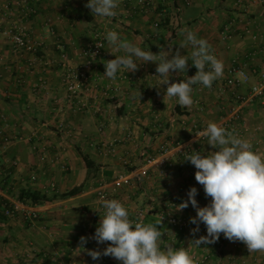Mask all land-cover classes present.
Returning a JSON list of instances; mask_svg holds the SVG:
<instances>
[{"label":"crops","instance_id":"1","mask_svg":"<svg viewBox=\"0 0 264 264\" xmlns=\"http://www.w3.org/2000/svg\"><path fill=\"white\" fill-rule=\"evenodd\" d=\"M241 1L135 0L120 5L114 17H100L85 6L88 0H35L27 6L21 0H0V193L12 205L21 203L22 191L48 199L25 203L38 211L36 224L25 221L20 211L13 217L0 215L2 231L13 232L19 241L9 244L4 258L10 260V253L22 252L11 251L12 245L29 242V259L21 253L19 264L22 260L38 264L40 259L44 264H121L110 256L94 261L88 254L103 251L110 243L98 245L91 239L104 215L95 191L103 181L135 172L137 178L128 185L115 192L109 187L108 192L126 207L130 219L139 209L150 211L146 224L160 223L162 247L187 248L194 264H264V252H250L245 243L231 242L223 234L215 244L191 246L194 238L207 235L206 228L201 224L193 237L190 230L195 225L189 218L196 216L195 209L191 204L182 210L176 206L188 198L191 187L198 189L199 206H206L211 198H206L203 186L195 180L196 169L184 161L186 156H165L161 176L157 167L146 172L142 168L144 157L154 155L160 146L172 147L187 139L189 129L182 121L188 126L193 121L207 126L223 120L231 98L221 90L233 62L251 72L264 61V0ZM27 8L34 13L27 14ZM225 27L230 37L223 40ZM16 30L27 34L35 52L14 48L11 34ZM110 30L145 51L162 55L163 50L173 54L179 50L188 56L186 73L170 70V83L197 72L190 59L193 48L184 43L186 33L206 40L223 72L211 87L192 86L193 101L198 100L202 110L194 103L182 107L165 96L167 85L159 86L154 62L137 60L135 72L120 69L115 79L105 77V62L124 55L106 40ZM97 32L103 47L91 61L85 53ZM71 72L86 77L79 80L73 94L67 91ZM255 82L251 77L239 93L246 94ZM240 131L253 151L264 157V102L243 109ZM207 143L191 150L205 154L217 150ZM83 155L97 171L87 172ZM77 188L80 191L73 196L61 197ZM160 213L176 215L188 225L178 231L158 221ZM19 219L32 224L23 232L27 241L16 233L21 230ZM81 237L88 238L86 244L81 245Z\"/></svg>","mask_w":264,"mask_h":264},{"label":"clouds","instance_id":"2","mask_svg":"<svg viewBox=\"0 0 264 264\" xmlns=\"http://www.w3.org/2000/svg\"><path fill=\"white\" fill-rule=\"evenodd\" d=\"M85 6L95 16L114 17L118 0H88ZM106 40L116 50H123L124 55L105 62V77L115 79L120 69L135 72L139 66L137 60L154 62L158 65L155 77L159 78V86L167 85L165 96L174 98L182 107L194 103L193 85L211 87L223 72L222 63L211 54L207 41L191 31L186 33L184 43L193 48L190 59L197 72L177 83H170V70L183 75L189 62V57L179 50L174 54L171 50L154 54L122 40L114 30L107 32ZM197 135L207 138V144L217 150L206 154L191 150L184 160L195 167V180L203 186L206 198H211L206 206H199L198 189L191 187L188 198L176 206L182 210L191 204L195 209L196 216L189 218V223L195 225L190 230L193 237L200 232L201 224L206 228L207 235L194 238L191 246L215 244L223 234L231 242L245 243L250 252H264V157L253 151L246 139L215 122H209ZM102 207L104 215L91 239L98 245L110 243L103 251L90 250L92 260L110 256L121 264H194L187 248L162 247L163 233L157 227L160 223L133 222L129 211L116 199L104 200ZM87 241L86 237L80 238L81 245Z\"/></svg>","mask_w":264,"mask_h":264},{"label":"built area","instance_id":"3","mask_svg":"<svg viewBox=\"0 0 264 264\" xmlns=\"http://www.w3.org/2000/svg\"><path fill=\"white\" fill-rule=\"evenodd\" d=\"M22 3L27 4L32 3L35 0H21ZM135 0H118V8L122 4H132ZM237 3H241V0H236ZM117 8V9H118ZM28 9V8H27ZM116 9V10H117ZM115 10V11H116ZM27 14L34 13V9H28ZM14 30V29H13ZM12 30V31H13ZM230 29L225 27L222 31V39H228L230 37ZM11 42L14 48L17 51L32 53L36 51L35 45L28 38L27 34L24 31L16 30L15 33L11 34ZM103 47V39L101 37V33H96V39L93 44L87 49L85 55L86 57L94 61L99 57ZM216 57L214 53H211ZM251 77L256 78V82L249 86V91L246 94L239 93V88L245 85H249ZM68 86L67 91L71 94L75 92L76 84L81 79H86L85 74L71 72L68 77ZM230 94V103L228 107V111L223 120L218 124L221 127H224L227 131L232 132L238 137L242 138L240 131V123L243 118V109L247 106H250L256 102L262 101L264 102V61L260 63L256 68H254L251 72H246L243 67H241L238 63L233 62L232 66L228 69V79L225 83L224 89L221 90V93ZM194 104L197 106L198 111L202 110V107L199 104L198 100L194 101ZM181 124L189 129L187 139L182 142L175 144L174 146L162 145L156 151L154 155L145 156L143 159L142 168L144 172L150 170L151 168L157 167L159 168L160 176L163 175L164 167H165V156L172 155V153L182 154L186 156V154L191 151L198 144L206 142L207 138L200 137L197 134L203 131L207 126L201 125L196 121L191 122L190 126H188L184 121ZM146 170V171H145ZM137 173L129 172V173H120L113 180L107 182L103 181L99 183L95 196L97 200L102 204L104 200L108 199H116L108 192V188H112V192L117 191L122 186H126L130 181L137 178ZM117 200V199H116ZM0 201L3 202V210L4 215L6 217H13L17 212H21V215L24 219L29 221H34L38 218V211L33 209L32 207H28L25 203L17 202L14 205H10L7 203L8 201L3 198L0 193ZM119 201V200H118ZM103 212L105 209L103 208ZM151 214L150 211H146L144 209H139L136 211L135 215L131 219L133 222H139L142 224H146V219L148 215ZM156 216V215H155ZM158 221L162 223L168 224L170 227L183 231L188 222L185 219H181L176 215H172L170 213H160L157 215ZM200 264V263H196ZM243 264V263H241Z\"/></svg>","mask_w":264,"mask_h":264},{"label":"rangeland","instance_id":"4","mask_svg":"<svg viewBox=\"0 0 264 264\" xmlns=\"http://www.w3.org/2000/svg\"><path fill=\"white\" fill-rule=\"evenodd\" d=\"M8 203L12 206V203L11 202H8ZM0 215L4 216L6 218V216L4 215L3 202L2 201H0ZM15 215H18V214H15ZM39 219L40 218H39V215H38V218L36 220H34V221H29V220H26V219H24V220L27 221V222L29 221V222H33L34 224H36V221H39ZM181 219H183V218H181ZM18 223L20 225V229L21 230L17 231L16 233H17V235H19V234L21 235V239L23 241H27V240H25V239H27L26 234H24L23 232H26L25 230H27V228H28V225L27 224H29L30 226L32 224L26 223V222L24 223L20 219H19ZM12 233L13 232H10V234L7 235V234H5V232L2 231V228L0 227V264H19V262H17V261H20L21 260L20 258H18V256L21 253H22V255L23 254L26 255V259H29V256L31 254L30 253V249H31L30 244H29V242H25V244L23 246H21V245L20 246H14V245H12V247L10 249L11 251L12 250H15V249L16 250L17 249H21L22 250V252L20 254L18 253V256L12 254L14 252L10 253V250H9L8 253H10V256L9 257L11 259L9 260L7 256L4 258L3 252L9 249V244L10 243H16V244H18V242H19L17 240L16 236L15 237L12 236ZM11 241H13V242H11ZM7 255H9V254H7ZM13 259H15L16 261H14ZM43 260L44 259H40V261L38 262V264H44L43 263ZM22 264H31V262H28V261H25L24 262L22 260ZM50 264H56V262H51Z\"/></svg>","mask_w":264,"mask_h":264},{"label":"trees","instance_id":"5","mask_svg":"<svg viewBox=\"0 0 264 264\" xmlns=\"http://www.w3.org/2000/svg\"><path fill=\"white\" fill-rule=\"evenodd\" d=\"M82 159H83V162L87 168L88 173H90V171H92V170H94V171L98 170V167L95 166V164L87 156L83 155ZM79 191H80V188H77V189H74L72 191L67 192L66 194L61 195V197L67 198V197L73 196L74 194L78 193ZM19 200L23 203L34 205V204L44 202L48 199L44 196H40L37 193H33V192H29V191H22L20 193Z\"/></svg>","mask_w":264,"mask_h":264}]
</instances>
